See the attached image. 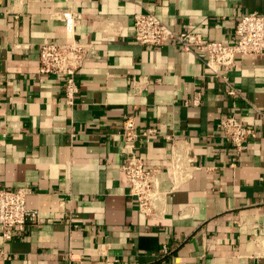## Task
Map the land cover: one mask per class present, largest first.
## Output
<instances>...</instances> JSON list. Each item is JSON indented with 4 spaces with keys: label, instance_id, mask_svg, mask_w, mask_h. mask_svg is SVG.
I'll list each match as a JSON object with an SVG mask.
<instances>
[{
    "label": "crops",
    "instance_id": "1",
    "mask_svg": "<svg viewBox=\"0 0 264 264\" xmlns=\"http://www.w3.org/2000/svg\"><path fill=\"white\" fill-rule=\"evenodd\" d=\"M143 10L231 43L239 16L264 12V0H0V188L29 187L38 211L9 237L0 228V264H264V53L235 60L239 94L228 95L199 54L137 43ZM70 37L91 49L67 105L38 57L43 41ZM234 111L256 130L239 154L217 125ZM128 115L154 128L137 142L158 171L154 216L120 169Z\"/></svg>",
    "mask_w": 264,
    "mask_h": 264
},
{
    "label": "built area",
    "instance_id": "2",
    "mask_svg": "<svg viewBox=\"0 0 264 264\" xmlns=\"http://www.w3.org/2000/svg\"><path fill=\"white\" fill-rule=\"evenodd\" d=\"M76 16L72 11L62 12L66 26L73 25ZM132 27L133 37L141 45L158 47L172 43L183 51L199 54L212 75L225 83V92L232 96L239 94V89L228 75L235 60L264 53V12L260 11L239 16L231 43L208 39L200 32L176 30L150 10L134 13ZM90 49V45L73 37L64 41L45 40L39 46L38 72L59 77L67 105L75 102L79 90L76 73L88 57ZM217 125L224 139L238 154L245 148L246 141L256 136L255 128L245 124L235 111L223 115ZM153 134V127H139L133 115L122 120L120 151L123 162L120 169L129 185L130 195L135 199L140 212L146 216L160 213L162 191L158 186V171L146 165L138 154L137 142ZM173 155L175 168H178L175 151ZM29 192V187L0 188V228L6 237L10 236L9 229H22L28 220L38 219L37 209L26 204ZM163 252H167L165 246Z\"/></svg>",
    "mask_w": 264,
    "mask_h": 264
}]
</instances>
